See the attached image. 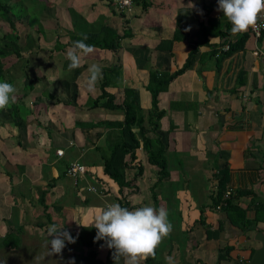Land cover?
Wrapping results in <instances>:
<instances>
[{
  "label": "crops",
  "instance_id": "1",
  "mask_svg": "<svg viewBox=\"0 0 264 264\" xmlns=\"http://www.w3.org/2000/svg\"><path fill=\"white\" fill-rule=\"evenodd\" d=\"M58 2H35L41 31L40 16L56 17L63 5ZM65 7L70 8V28L62 27L70 29V47L52 52L57 35L46 38L40 33V41L52 35V43L41 45L33 64L36 59L43 61L40 53H45L49 67L45 70L37 64L32 92L15 101L29 112L19 113L22 118H16L17 126L9 109L14 103L0 110V249L17 252L11 259L19 264L35 256L40 264H72L74 259L75 264H86L81 259L87 250L83 243L93 238L96 257L104 260L115 250L110 251L104 240H95V227L85 226H92L95 215L107 204L119 203L129 205L130 210L152 206L168 212L173 230L156 249L152 264H167V256L175 264H249L260 245L254 234L264 231V35L250 33L243 48L228 54L224 45L242 33L210 34L208 43H203V32L217 31L219 19L224 18L217 11L218 0H134L127 11H118L113 0H70ZM75 13L84 23H77ZM27 16L22 19L26 23ZM94 22L96 26L91 27ZM105 25L120 35L119 47L93 46L92 53L81 54L80 67L69 71L67 50L76 28L99 31ZM193 48L190 66L159 94L158 106L164 113L157 132L166 144L167 174L163 176L138 148L126 171L132 185L120 192L104 173L100 154L109 151V138L116 130L75 126L76 121L123 119L121 110L88 108L90 99L101 92V80L94 90L87 87L89 66L118 65L116 83L107 90L115 94V103H121L124 87L139 89L147 121L151 94L145 86L150 71L173 73ZM26 83L21 77L14 84L19 90ZM74 161L86 170L72 177L67 168ZM140 164L141 173L135 176ZM219 180L234 189L233 203L246 210L250 220L261 210L254 228L242 230L232 220L235 214L231 218L226 210L213 207ZM89 186L101 191H89ZM52 224L69 232L76 242L65 241L61 253L50 255L54 237H49L48 227ZM70 251L75 255L71 261L67 260ZM118 264H124L123 257Z\"/></svg>",
  "mask_w": 264,
  "mask_h": 264
},
{
  "label": "trees",
  "instance_id": "2",
  "mask_svg": "<svg viewBox=\"0 0 264 264\" xmlns=\"http://www.w3.org/2000/svg\"><path fill=\"white\" fill-rule=\"evenodd\" d=\"M14 3H16L15 0ZM27 4L28 3L24 4L26 7L25 9L28 8L29 4ZM25 9L24 12H20L15 4H13V2H9L8 0H0V18L8 23L12 30L15 29V24L18 21H21L26 15H29L30 18L26 19V24L34 25H32V27L30 26L29 30L25 33V43L23 46L17 43L19 36L16 32H12L10 30L4 31L0 27V82H10L16 88V84L14 83L18 80V78L23 77L25 78V80H27V83L23 86L22 89L18 90L16 88V97H26L32 92L35 81L38 79V75L34 73V75L31 76V74H29V72H27V70H24L23 68L26 67V65L28 66V64L33 61L31 57L33 55H36L38 51L43 48L41 47V42L39 39L40 33L43 32L41 31V26L37 21V14L36 17H32L29 11H25ZM221 18L218 21L217 31H209L208 29L205 30L206 33L203 32V43H208L207 35L213 34L225 37L230 34L232 27L231 23L226 17L222 19ZM223 19H226L225 23ZM223 26H225V30H221ZM76 31L77 32L73 34L71 39L72 45L75 41L83 39L84 35H86L88 39L85 41V43L91 46L106 49H116L119 47L120 35H118L116 30L111 26L105 25L104 27H102V29H99V31H84L83 29L79 28H76ZM65 32L67 33L69 38L68 41L63 43L60 41L59 34L56 31L57 37L55 38L53 47L50 49L52 52L60 51L65 49L66 47H70V29ZM250 33L251 32L249 30L243 32L237 40L230 43L229 48L226 50V54L234 50L243 48L244 43L246 42ZM261 35H264V30L261 31L260 36ZM202 42L200 43L202 44ZM10 43L15 45L11 51H9V49H6ZM27 50L29 52V55L31 56L29 58L24 55V51ZM194 53L195 48H193V50L190 52L183 66L173 73L169 74L158 71H150V76L145 86V88L151 94V107L148 110L147 121L142 114V107L139 101V89L124 87L123 99L121 103H115L114 100L116 96L114 93L108 91L107 87L110 85H115V81L117 79L120 68L118 65H108L102 68L103 79H101L99 85L101 92L96 98L90 99L88 108L96 109L99 107H103L108 109L121 110L123 113V119L121 121L110 122H106L104 120L95 122L76 121L75 126L81 129L107 126L112 127L116 130L115 134L111 135L109 138V151L107 153L101 152L100 154L103 157L104 173L118 185L120 192L122 191L123 187H130L132 185L133 181L126 178V171L130 168L132 161L136 159V150L138 148H141L146 152L149 163L158 166L159 172L163 176L167 174L165 157L166 144L162 141L161 136L157 132L159 128V119L164 113V111L158 106L159 94L166 84H168L178 74L182 73L186 68H188V66H190ZM12 55L15 56V60L10 64L5 65L3 58ZM50 96L52 98H55L53 95ZM73 98L75 99L74 105H76L77 93L73 96ZM35 101L37 102V100ZM56 102H59V99H57ZM11 108L12 111H14L13 115L15 116L14 119L16 125L19 126L20 121L16 120L18 116L22 118L19 113L23 115V113L25 112L28 113L29 110L25 108L23 109L15 103L13 107H9L10 110ZM95 149L97 151H101L98 146H95ZM137 168L138 172L135 176L141 173L142 165H138ZM159 180H161V178H159ZM225 189L226 187L224 183L219 180L217 191L214 195L215 197H213L212 199L213 207L221 202ZM235 197V193L228 197L226 199V203L222 206V209L226 210L230 214V216L232 214L236 215V220H234L232 216L231 218L242 230H250L254 228L256 226L255 224L257 223V220L261 219V216L259 215L261 210L258 209L257 211H255L256 217L253 220H250L246 216V210L233 203ZM127 207L129 208V205ZM94 243L95 242L93 238L89 241H84L83 244L87 246V250L85 254L81 255V259L84 260L86 264H113L114 258L111 253H109L104 260L98 259L96 257L97 252L92 248ZM226 250L229 249L227 248ZM110 251H112V249H110ZM152 260L153 258L149 257L143 262V264H152Z\"/></svg>",
  "mask_w": 264,
  "mask_h": 264
},
{
  "label": "clouds",
  "instance_id": "3",
  "mask_svg": "<svg viewBox=\"0 0 264 264\" xmlns=\"http://www.w3.org/2000/svg\"><path fill=\"white\" fill-rule=\"evenodd\" d=\"M128 2L129 0H124V4ZM217 11L222 12L228 19L232 25L231 32L236 35L248 31L249 28L255 30L258 27L261 13H264V0H218ZM87 39L84 35L83 39L75 41L67 50L69 71L80 67L81 54L92 53L93 46L85 43ZM88 73L87 87L92 91L95 84L103 79V72L99 65L91 64ZM16 91L12 83L0 82V110L15 103ZM85 227H95V240H104L109 249L115 250L113 258L116 264L121 257L124 264H141V261L149 257L154 259L156 249L173 230V225L168 220V212L163 207L156 209L144 206L130 210L119 203L107 204L95 215L93 225ZM61 229L55 224L48 227L49 237H54L50 240V255L61 253L66 246L65 241L76 242L69 232ZM165 259L167 264H175L172 256Z\"/></svg>",
  "mask_w": 264,
  "mask_h": 264
},
{
  "label": "rangeland",
  "instance_id": "4",
  "mask_svg": "<svg viewBox=\"0 0 264 264\" xmlns=\"http://www.w3.org/2000/svg\"><path fill=\"white\" fill-rule=\"evenodd\" d=\"M8 1L9 2H13V4H15V6L17 7V9L20 12H24V9L26 8L24 4L28 3L29 4V5L27 4L28 5V8L25 9V11L28 10L29 13H30V15L32 17H36V14H37V12H38L39 9H37L38 7L35 4V2L36 1L38 2V1H41V0H19V1L18 0H15L16 3H14V0H8ZM60 2L63 5L56 12L57 13V16L56 17L53 16L51 18H48L46 16H43V14H42L40 16V22H41V25L43 27L42 29L44 31V32L43 31L42 32L44 33V35H45L46 38L48 37V34H52L53 33V36H55V34H57V33H54L53 31L50 32V30H49V29L54 28V30H56L57 32H59L62 35V38L61 39H62V41L65 42V41H68L67 40L68 35L65 32L64 28L65 29H66V27L67 28H70V11H69V8L65 7V4L70 3V0H60ZM60 2H58V5H60L59 4ZM20 6H22L24 9L22 7H20ZM75 15L78 17L77 23H82L83 22V18H82V20H80V18H81L80 17V14L75 13ZM27 18H29V17H27ZM100 19L101 18H99L98 20H100ZM25 20H26V18H25ZM32 25L33 24H26L25 21L21 20V21H18L15 24V29L12 30V28L10 27V25L0 18V27H1V29L4 30V31H9L10 30L12 32H16L17 35L19 36V39H18L17 43L19 45H21V46H23L24 43H25V33L29 30V27L30 26L32 27ZM90 26L91 27L92 26H96V23L94 22ZM40 42H41V45L50 46L51 43H52V35L46 41L44 40V41H40ZM14 46H15L14 44L10 43L9 46H7L6 49H9V51H11ZM24 52H25L24 53L25 56H27L28 58L31 57L29 55L28 50L27 51H24ZM40 54H41L40 56L43 58V61H40V63H38V59H36L37 60L36 63L37 64H40L43 69L47 70V67H49L48 61L50 59H49V57H46V54L45 53H40ZM31 58L34 60V58H36V55H33ZM14 60H15V56L14 55L3 58V61L5 62V65L10 64ZM33 63H35V62L32 61V62H30V64H28V66L26 65V67L23 68L24 70L27 69V71L30 72L29 74H31V76L34 75L33 69H36V65H37V64L34 65ZM39 250H41V248H39ZM67 253H68V251L64 252V254H67ZM13 256L14 257L17 256V252L16 253H12V252H7V251H4V250H1L0 249V264H19V262H18L17 259H16L17 261H15V263L13 262L14 260L11 259ZM73 256H75V255H73L72 251H70V254L68 255V257H70V258H68L67 260H70L71 261V259H72ZM30 260H32V259L27 258L26 263L24 261H20L21 262L20 264H29L27 262L30 261ZM157 260H158V258H157ZM37 261H38L37 256H35V258L31 261L30 264H40V263H36ZM75 261H76V259L73 260V262H75ZM44 262L45 261H42L43 264H44ZM56 264H65V263H56Z\"/></svg>",
  "mask_w": 264,
  "mask_h": 264
},
{
  "label": "built area",
  "instance_id": "5",
  "mask_svg": "<svg viewBox=\"0 0 264 264\" xmlns=\"http://www.w3.org/2000/svg\"><path fill=\"white\" fill-rule=\"evenodd\" d=\"M133 2H134V0H129V2L127 4H124V0H113V4L118 11L129 10L130 7L132 6ZM262 30H264V15H263V13H261L260 19L258 20V27L255 30H253L252 28H249V31L256 37L260 36ZM228 48H229L228 44L224 45V47H223L224 50H227ZM255 53H257V52H255ZM56 153L58 155H61L62 150H57ZM85 170H86L85 166L82 163L74 161V162L69 164V166L67 168V173L70 174L72 177H74L78 173H84ZM87 189L89 191H92V192L101 191L100 187H95V186H89ZM233 194H234V189L232 187L227 186L224 193H223V197H222L221 202L216 204L214 206V208L216 210H220L222 208V206L226 203V199Z\"/></svg>",
  "mask_w": 264,
  "mask_h": 264
},
{
  "label": "water",
  "instance_id": "6",
  "mask_svg": "<svg viewBox=\"0 0 264 264\" xmlns=\"http://www.w3.org/2000/svg\"><path fill=\"white\" fill-rule=\"evenodd\" d=\"M254 239L257 240L260 245L251 255L249 264H264V231L260 229L257 230L254 234Z\"/></svg>",
  "mask_w": 264,
  "mask_h": 264
}]
</instances>
